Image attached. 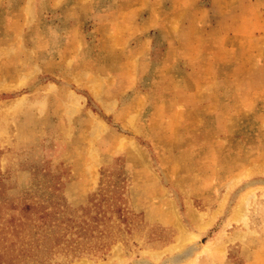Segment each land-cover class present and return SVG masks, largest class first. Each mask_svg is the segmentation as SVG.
<instances>
[{"label": "rangeland", "instance_id": "1", "mask_svg": "<svg viewBox=\"0 0 264 264\" xmlns=\"http://www.w3.org/2000/svg\"><path fill=\"white\" fill-rule=\"evenodd\" d=\"M0 264H264V0H0Z\"/></svg>", "mask_w": 264, "mask_h": 264}, {"label": "trees", "instance_id": "2", "mask_svg": "<svg viewBox=\"0 0 264 264\" xmlns=\"http://www.w3.org/2000/svg\"><path fill=\"white\" fill-rule=\"evenodd\" d=\"M79 226H80V231L83 233V235H86L85 234L86 233V227L83 224H81ZM52 232H54V230ZM89 248H91V247H89Z\"/></svg>", "mask_w": 264, "mask_h": 264}]
</instances>
